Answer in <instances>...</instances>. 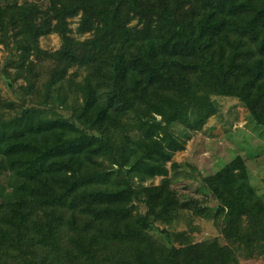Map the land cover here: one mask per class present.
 <instances>
[{
	"label": "trees",
	"instance_id": "trees-1",
	"mask_svg": "<svg viewBox=\"0 0 264 264\" xmlns=\"http://www.w3.org/2000/svg\"><path fill=\"white\" fill-rule=\"evenodd\" d=\"M47 2L61 24L52 51L39 46L37 4H0L11 82L37 96L0 114V264H240L226 244L184 230L166 244L150 229L183 218L191 230L201 217L227 240L264 243V200L241 156L203 177L213 207L181 198L169 174L216 113L214 96L236 99L264 131V0ZM42 60L52 67L38 88Z\"/></svg>",
	"mask_w": 264,
	"mask_h": 264
},
{
	"label": "rangeland",
	"instance_id": "rangeland-1",
	"mask_svg": "<svg viewBox=\"0 0 264 264\" xmlns=\"http://www.w3.org/2000/svg\"><path fill=\"white\" fill-rule=\"evenodd\" d=\"M24 1L35 3L40 8L38 16L33 18L35 23H40L44 33L39 37V46L49 51L58 49L61 46L60 16L50 12L47 0H0V4ZM77 19L78 17H75L70 20V27L73 30L77 26ZM71 36L83 39L88 34L78 35L73 31ZM10 54L0 44V114H3L5 119L16 114L21 108L30 107L32 105L30 100L37 99L34 94L25 96L21 92L20 85L25 84L22 78H18L14 83L11 82L9 74L14 73L15 68L6 66ZM51 67V60H42L39 64H35L39 73L38 88L41 82L47 79L48 70ZM213 102L216 113L207 120L202 129L192 132L190 139L186 141L185 149L175 152L172 157L180 165L176 172L169 171V174L174 176L173 188L183 199L206 198L208 207H213L215 201L210 195L205 194L204 188H201L202 179L215 173L239 155L246 162L251 185L264 200V131L254 128L253 123L248 120L247 109L236 99L214 96ZM33 105L40 109L41 116H54L38 104ZM57 113L69 115L68 111H57ZM156 118L160 117L156 116ZM21 119L25 121L26 116H22ZM169 165L170 163H167L168 168ZM161 178L156 177L152 183L158 184ZM145 184H150V181ZM192 221L196 228L191 230L187 229L189 223H186L183 218L179 219L175 228L157 222L150 229V233L158 240L170 244L173 237H169L168 233L184 230L188 232L193 243L217 242L228 245L236 253L240 264H264V243H247L243 238L227 240L221 234L220 223L214 222L213 219L194 217ZM173 244L179 245L176 241Z\"/></svg>",
	"mask_w": 264,
	"mask_h": 264
}]
</instances>
